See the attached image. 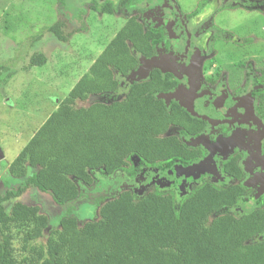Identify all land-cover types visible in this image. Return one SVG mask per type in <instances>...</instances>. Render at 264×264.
<instances>
[{
	"label": "trees",
	"instance_id": "obj_1",
	"mask_svg": "<svg viewBox=\"0 0 264 264\" xmlns=\"http://www.w3.org/2000/svg\"><path fill=\"white\" fill-rule=\"evenodd\" d=\"M205 1L192 16L203 12ZM130 3L121 0L117 7L122 10ZM114 7L106 1L100 13L112 16ZM90 10L95 12L96 5ZM65 28L59 21L47 31L66 44L72 32L67 34ZM164 42L162 28L127 18L8 165L7 174L22 184L0 196V264H264V238L258 240L264 235V196L248 212H230L249 194L237 183L242 174L233 158L220 167L228 184L203 178L190 183L178 200L172 190L154 189L140 197L122 191L94 204V220L80 223L77 216L64 215L47 236L48 218L38 206L15 203L9 212L3 206L29 188L65 206L81 199L80 186H90L95 171L108 178L131 176L140 169L163 172L202 159L203 150L182 139L200 136L205 120L159 97L177 88L170 73L152 68L145 80L132 81L120 100L86 104L115 93L116 76L127 78L138 69L139 57L152 59ZM255 61L232 68H253L254 84L261 86L254 94L264 118V67ZM45 62L41 54L29 58L30 66ZM6 70L0 66V76ZM133 159L137 165L127 168ZM15 239L18 249L13 247Z\"/></svg>",
	"mask_w": 264,
	"mask_h": 264
},
{
	"label": "rangeland",
	"instance_id": "obj_2",
	"mask_svg": "<svg viewBox=\"0 0 264 264\" xmlns=\"http://www.w3.org/2000/svg\"><path fill=\"white\" fill-rule=\"evenodd\" d=\"M112 1L115 12L109 16L100 13L105 0H0V66L7 68L0 76V148L4 155L0 161V196L6 191L16 190L22 184L21 179L7 174L8 165L56 109L58 103L68 95L77 80L87 72L91 62L127 18L137 17L143 24L151 27L161 18L173 22L172 31L178 43L166 38L169 47L175 48V51L168 53V49L160 45L156 49V57L161 59L171 54L176 62L173 63L175 72H171L175 77H178L177 71L181 68L184 71L191 64L198 63L195 76L191 74L192 68L190 71L187 69L185 74L191 79L199 80L201 91L208 90L202 81L203 77L211 75V79L217 82L216 90L205 94L208 99L204 103V109L208 112L207 115L204 114L206 118L221 121L225 119L216 113L212 114L213 110L208 108L221 91L226 92L225 78L220 77L224 71H228V78L232 79L230 84L233 86L238 79L246 77L243 89L246 92L251 90L254 75L248 69L233 70L232 67L250 60H257L255 62L258 66L264 67V0H206L207 5L197 16H192V13L202 0H134L131 7L122 10L118 9L116 0ZM93 4L96 5L95 12L90 10ZM59 21L65 23L67 34L72 32L66 44L59 43L47 31L48 27ZM194 46L199 48V52L193 50ZM183 52H186V61L180 67L177 60ZM33 54L43 55L46 58L45 64L41 67L30 66L29 58ZM138 61L139 68L127 78L116 76L119 87L115 93L92 98L86 104L120 100L132 81L145 80L152 65L142 57ZM163 70H160L162 74L165 73ZM183 81L185 82V78ZM186 86H181L179 92V103L185 108L189 101L186 100L187 96L192 93V87L187 91ZM159 97L166 103L170 100L162 95ZM195 108L202 113V105L198 104ZM170 133H175V130L172 129ZM200 139L182 140L194 147L201 146ZM216 144L218 145L215 146H221L219 141ZM204 147L211 158L210 152L214 146ZM210 158L206 160L212 161ZM130 165H137V161L131 160L127 168ZM204 165L209 167L207 163ZM189 167L176 165L163 172L140 169L131 176L121 174L113 178L95 171L92 173V184L88 187L80 186L81 199L78 202L60 206L52 201L49 194L29 188L3 206L7 212L15 203L38 206L40 213L48 218V228L44 231V236H47L51 230L58 228L59 219L64 215L73 214L80 223L94 220L98 215L94 204L122 191L140 197L154 189L172 190L178 200L188 192L190 183L203 178H211L215 184L228 183L227 178L219 180L207 169L198 174L196 168ZM243 184L246 187L249 185L246 179ZM255 206L256 203L251 199L243 200L231 212L239 216ZM262 238L264 235L258 237V240ZM13 247L19 248L18 239L13 241Z\"/></svg>",
	"mask_w": 264,
	"mask_h": 264
},
{
	"label": "flooded vegetation",
	"instance_id": "obj_3",
	"mask_svg": "<svg viewBox=\"0 0 264 264\" xmlns=\"http://www.w3.org/2000/svg\"><path fill=\"white\" fill-rule=\"evenodd\" d=\"M105 1L113 2L112 0H105ZM120 1L121 0H116L117 5H118V2ZM132 3H135V1L131 0V3L128 5L127 8L131 7ZM152 27L162 28L167 38H171V41L173 43H178L177 39H175L176 35L172 31V28L174 27L172 21L165 19V18H161V19L156 20L155 24ZM167 38H166V43L165 42L161 43L158 46L162 45L164 49H168V53H170V52L175 51V48L169 47ZM193 50L199 52V48H197L196 46L193 47ZM185 53L183 52V55L180 57V59L177 60V64H179L180 67H181V63L186 61ZM152 59H159L156 57V53ZM173 62L174 60L171 54L160 59V64L163 66V68H168L169 65H173ZM196 65H198V63H193L190 66V68H192L191 74H193V76H195ZM153 68H156V67H153ZM190 68L188 69L187 67L188 71H190ZM249 68L250 67H247L245 68V70L247 69L250 70L252 74L254 75L253 68H250V69ZM168 69L172 71L174 70L173 67H170ZM186 70H184L185 71L184 72L181 68L180 71H177L178 77H175L172 75V73H170L175 78L178 85H177L176 90H174L172 93L168 95H171L177 91L181 92L180 91L181 86H184L185 84L187 85L186 86L187 91L191 90L190 87H192V93H191L192 99L191 100H192L193 110H195L194 113L196 114V117H200L201 119L205 120L206 125H205L204 131L202 132V134L198 136L201 138L200 139L201 146L191 147V148L202 149L204 152V155L202 159L194 161L185 167L192 166L193 164H196L202 160H206V158H210L207 155L208 151H206L204 146L206 147L209 146L211 148L213 145L214 147L212 148V152H210L211 154L210 159H212V161L210 162L211 164L212 162H214L213 165L215 166L216 172L218 173L220 177L219 180H221V178H227L221 173V169H220L221 163L225 162L226 160L230 158L235 159L236 166L240 169V172L242 174L240 178L241 179L240 182H237V183H240L242 187L246 188L249 193L248 198L243 199V200L245 201V200L251 199L253 202L256 203V206H257L258 200L264 196V118H263L262 113H260V111L258 110V100L254 92L257 89H260L261 86L254 84V76H253V84L250 86L251 90L249 89L250 91L243 92L244 85L246 82V77H244V79L241 80V83H237L238 85L236 84L235 86H233L230 84V81L232 79L229 80L228 71H224L223 76H220V77L225 78V82L227 85V88L225 91L227 93L224 91H221L217 99L216 100L214 99L212 100V102H210L208 108L213 110L212 114L216 113L218 116H221L222 118H225V119L224 121L215 120V118L209 119V118H206L205 116L208 113L206 109H204L206 108V105L204 103L205 101L206 103L208 101L205 94H209L210 91H215L217 88V85H216L217 82L211 79V75L207 77H203L202 81L203 83H205V86H207L208 90L204 91L202 89L201 91L199 90V88L201 89L202 86H201V83L199 85V80L194 79V78L192 79L189 78V76L185 74ZM173 72H175V70ZM184 78H185V82L183 81ZM238 81L239 79L236 82ZM189 95L187 96V98L191 97V95L190 97ZM168 101L169 102L175 101L182 108H184L179 103V100L170 99ZM198 104L202 105L203 107L202 113H199L196 110V108L194 109V107L196 106L198 107ZM198 137H194V138H198ZM218 141H219V145L221 143V146H215V145H218L216 144ZM224 143H227V145H224ZM185 167L183 166V168ZM209 167H211L210 164H209ZM245 179L249 183L248 187H246L243 184ZM227 180L229 183L230 180L228 178ZM243 200H241V202H243Z\"/></svg>",
	"mask_w": 264,
	"mask_h": 264
},
{
	"label": "water",
	"instance_id": "obj_4",
	"mask_svg": "<svg viewBox=\"0 0 264 264\" xmlns=\"http://www.w3.org/2000/svg\"><path fill=\"white\" fill-rule=\"evenodd\" d=\"M147 62L149 63V65H152V66H150V68L156 67V68H158L160 70L166 69V68H163V66L160 64V59H150ZM163 72H165V71L163 70ZM165 98L166 99H176V100H180L181 96H180L179 91H177V92H175V93H173L171 95H167ZM186 100L187 101L189 100V101H188L187 108L184 107V109L191 116L195 117L196 114L194 113V110H193L191 97L190 98H187ZM3 158H4V155H3L2 151H1V148H0V161L3 160ZM205 163L210 164L211 167H205V166H207V165H204ZM192 168L193 169L196 168V171H197L198 174L201 173V171L204 172L207 169L210 173L212 172L217 179L220 178L219 175H218V173L216 172L215 166L213 164H211L210 161L202 160V161H200V162H198V163L193 164L192 166H190V169H192ZM210 168H212V169H210Z\"/></svg>",
	"mask_w": 264,
	"mask_h": 264
},
{
	"label": "crops",
	"instance_id": "obj_5",
	"mask_svg": "<svg viewBox=\"0 0 264 264\" xmlns=\"http://www.w3.org/2000/svg\"><path fill=\"white\" fill-rule=\"evenodd\" d=\"M173 63H174V62H173ZM170 66H172V67H173V65H169V67H170ZM169 67H168V68H169ZM168 68H166V69H167V71H165V72L171 73V72H173V71H174V70L172 71V70H170V69H168ZM169 70H170V71H169Z\"/></svg>",
	"mask_w": 264,
	"mask_h": 264
},
{
	"label": "clouds",
	"instance_id": "obj_6",
	"mask_svg": "<svg viewBox=\"0 0 264 264\" xmlns=\"http://www.w3.org/2000/svg\"><path fill=\"white\" fill-rule=\"evenodd\" d=\"M160 70V69H159ZM166 73H168V72H166Z\"/></svg>",
	"mask_w": 264,
	"mask_h": 264
}]
</instances>
